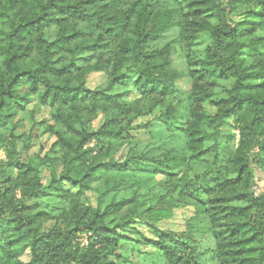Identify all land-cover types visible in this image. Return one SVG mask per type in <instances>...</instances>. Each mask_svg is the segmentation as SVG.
Masks as SVG:
<instances>
[{"label": "trees", "instance_id": "trees-1", "mask_svg": "<svg viewBox=\"0 0 264 264\" xmlns=\"http://www.w3.org/2000/svg\"><path fill=\"white\" fill-rule=\"evenodd\" d=\"M169 26L178 28L172 43L184 49L192 79L179 105L169 52L151 48ZM200 33L211 42L191 56L185 48ZM83 54L88 61L80 65ZM91 71L105 73L103 86H85ZM217 82L224 84L220 95ZM129 84L140 95L132 102L123 99ZM30 94L54 108L61 168L42 184L38 165L17 160L16 174L4 175L0 161V264H119L122 233L138 232L134 218L157 222L177 207L193 210L183 231L153 227L157 238L143 240L165 264H264V191H250L256 168L264 172V0H0V128ZM204 101L214 114L203 111ZM156 104L163 111L154 120L177 130L179 145L159 153L132 147L121 161L100 155L112 142L123 145L133 120ZM97 112L104 120L94 129ZM234 139V149L220 156ZM7 140L0 132V144ZM196 162L207 169L186 179L183 171ZM146 171L166 177L168 198L91 205L86 192L98 174ZM46 195L65 205L41 230L20 200ZM79 232L88 235L85 245ZM22 246L27 262L15 257Z\"/></svg>", "mask_w": 264, "mask_h": 264}, {"label": "rangeland", "instance_id": "rangeland-1", "mask_svg": "<svg viewBox=\"0 0 264 264\" xmlns=\"http://www.w3.org/2000/svg\"><path fill=\"white\" fill-rule=\"evenodd\" d=\"M234 18L238 19L240 16L237 15ZM50 33L51 31L48 30L44 34V38ZM257 33L262 34V31H257ZM177 34L178 28L169 26L160 34V39L151 48L164 49L169 52V60L178 75L172 81V85L178 96L175 103L179 105L181 101H185V95L192 90V79L186 74L187 60L184 57V49H180L176 42L172 43L173 41H178ZM210 42L211 40L206 33H200L192 41L190 49L187 50L185 48V51H189L191 56H195L207 47ZM246 54V52H242L243 56H246ZM76 61L80 65H85L88 61L87 55L83 54L78 58L76 57ZM189 61H191L190 67L194 69L195 58ZM105 81L106 75L103 71H91L83 76V82L89 89L101 87L105 84ZM215 89L220 95L224 91V84L217 82ZM139 97L140 95L135 87L129 84L125 89L123 99L132 102ZM178 99L179 101H177ZM202 109L207 114L216 112V107L209 101L203 102ZM53 111L54 108L48 104L41 103L35 94L27 96V100L23 103L21 109L17 107L14 109L8 121L0 128V132L8 137V146L0 144V161L4 165L2 169L4 175L16 174L15 161L17 160L33 166L38 165L42 184H47L51 177L59 172L61 163L56 160V157L60 154L56 146L57 136L54 122L52 121ZM162 111V106L156 104L151 112H143V114L137 116L133 120L132 126L124 134L125 143L118 145L112 142V146L107 150H102L100 155L107 159L121 161L126 157L128 149L132 147L139 151L149 149L153 153H159L179 145L182 139L177 130H168L165 124L154 120V117L158 116ZM103 120L104 114L97 112L95 118L91 121V126L97 129ZM174 122L177 127L181 128L184 126L182 119H177ZM224 130L229 132L228 128H224ZM12 135L15 137L14 149L10 148V136ZM236 141L234 139L232 143L224 145L219 151V155L229 154L234 149ZM89 146L95 148L93 142ZM207 167L208 165L205 162H196L190 164L183 173L186 175V179H192L196 174L205 171ZM250 191L254 195H260L264 191V172L260 168H256ZM170 192L171 190L164 175L146 171L136 177L130 174L115 175L103 172L95 177L91 183V189L86 193L93 207L96 205L105 207L111 202L132 197L139 201L147 200V204L150 205L154 197L157 200L166 199ZM15 198L20 199L18 192L15 193ZM20 202L23 205L24 214L29 212L38 215L41 230H47L51 227L55 220L58 219V215L65 205L56 195H46L37 200L23 199ZM192 215L193 210L190 207H177L171 211L169 216L161 218L157 222H154L151 216L147 220L134 218L130 226L134 227L138 232L122 233L125 236L118 242L114 261L119 264H165L162 255L144 243L143 240L157 238L158 234L153 227L176 232L183 231L185 223ZM78 237L82 245L87 243L88 235L84 232H79ZM15 257L20 261L27 262L30 258L28 248L26 246L18 248L15 252Z\"/></svg>", "mask_w": 264, "mask_h": 264}]
</instances>
